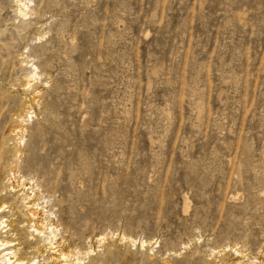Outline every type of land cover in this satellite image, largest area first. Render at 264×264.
Here are the masks:
<instances>
[{"label": "rangeland", "instance_id": "374dc122", "mask_svg": "<svg viewBox=\"0 0 264 264\" xmlns=\"http://www.w3.org/2000/svg\"><path fill=\"white\" fill-rule=\"evenodd\" d=\"M16 184L64 264H264V0H0L3 221Z\"/></svg>", "mask_w": 264, "mask_h": 264}, {"label": "bare ground", "instance_id": "6f19581e", "mask_svg": "<svg viewBox=\"0 0 264 264\" xmlns=\"http://www.w3.org/2000/svg\"><path fill=\"white\" fill-rule=\"evenodd\" d=\"M18 5L19 10H21L22 14L25 6L19 1ZM25 189L26 188L23 187V184H16V186H12L11 188V191L13 193L21 192L20 198H18V204L21 203V207L23 208L25 213L23 214V221L19 217V214L16 213L15 214L17 217L15 218V220H9L7 218L6 221H3V219L6 218L4 216V213H6L5 210L9 206L7 207L5 205H2V207H0V235H6L5 237L11 235L12 237L0 240V253H6L0 257V264H35L34 261L27 262L25 260L26 258L24 257V254L19 250V248L21 247L20 249L24 248L27 250H32L33 255H36L39 251H41L40 253H44L45 247L40 246V243H44L47 247L52 246L51 248H49V250H53L52 255H54L53 257L49 258L50 262H52L51 264H64V262L67 261L72 253L70 252L68 247L62 249L63 247L59 246L62 243L59 239L57 240V243L54 242L57 235V228L54 227L52 223V220L54 219L50 217L52 214L47 209H45L46 206H42L43 203H39L42 199L41 195H37V193L31 189V192L29 194H25ZM14 195L16 196V194ZM12 207L13 206H11V209H13ZM24 223H27V227L30 226L29 229H32L30 234L33 235L34 233L35 236H33L32 239L34 237L35 238L33 240L31 239L30 241H28L26 239L27 237L21 236L22 230H20L19 225H22ZM51 241H53L54 243L52 244ZM42 248L44 249L41 250ZM18 250L20 253H17ZM76 262H78V260ZM242 262L239 261L236 264H243Z\"/></svg>", "mask_w": 264, "mask_h": 264}]
</instances>
